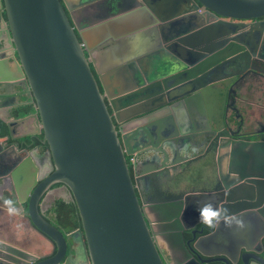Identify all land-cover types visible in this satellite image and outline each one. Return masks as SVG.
<instances>
[{"label":"water","instance_id":"1","mask_svg":"<svg viewBox=\"0 0 264 264\" xmlns=\"http://www.w3.org/2000/svg\"><path fill=\"white\" fill-rule=\"evenodd\" d=\"M90 8L100 12L93 20ZM140 11L148 21L128 35L154 41L146 53L118 59L112 70L129 68L132 82L111 91L110 71L98 68L94 54L117 40L90 44L85 34ZM261 17L264 0H0V107L12 117L2 120L12 132L31 118L34 129L22 136L42 133L47 145L41 154L24 150L26 160L12 164L11 175L25 195L19 203L28 198L27 222L53 244L39 260L0 237V264H264V139L238 138L243 121L232 120L234 108L226 105L240 95L233 85L241 72H232L247 64L244 56H255L242 37L248 28H264ZM143 59L149 68L140 74ZM221 96L223 130L212 127L208 139V123L218 116L207 119L197 103L218 104ZM29 103L33 112L19 117ZM8 152L0 143V153ZM142 154L146 165L137 169ZM208 154L213 188L163 186ZM126 156L135 159L134 179ZM158 169L169 174L160 184L167 193L146 198L141 180ZM56 183L74 197L81 221L75 231L65 233L39 210ZM96 198L101 209L92 205ZM208 203L245 226L221 222L185 242L184 230L200 222V207ZM224 230L234 235H222L231 251L203 249ZM77 234L82 256L73 247Z\"/></svg>","mask_w":264,"mask_h":264},{"label":"flooded vegetation","instance_id":"2","mask_svg":"<svg viewBox=\"0 0 264 264\" xmlns=\"http://www.w3.org/2000/svg\"><path fill=\"white\" fill-rule=\"evenodd\" d=\"M259 19H264V17H261ZM262 28H260V26H257L252 30H249V28L246 30L247 33L242 38L246 42L245 45L247 44V47H249L250 50L255 53V56L250 57L249 59L247 56H244L243 60L246 59L247 64H245L244 66L242 65V67H237V70H234L232 72V74L234 75L241 72L236 77V80L234 81V85H233V88L237 91V93L239 92L240 94L238 99L230 98L226 100V105H228L229 109L231 110L232 108H234V110L231 112L233 117L232 120L238 119L239 121L240 120L243 121L242 129L240 130L238 138L242 137L245 139H253V140L264 139V110L263 111L260 110L261 112L259 110L256 111L255 109L249 110L247 109L248 106L247 103L244 101L251 99L252 97L250 96H254V91L252 90V88L260 89V86L264 87V77L260 74V71L263 70V67L261 66L262 62H264V28L263 29ZM231 80L232 79L227 81L226 84H221L222 89L225 88L226 90L227 85ZM13 90L16 91L15 89ZM23 100L25 99L22 97L19 98V101H23ZM222 100L223 99L221 96V98L218 100L219 109H218V120H216V123L217 124L220 123V125H218V128H221L223 130V127L219 120V115H221L220 108L221 105H223ZM26 106H31L32 108V103H29L27 105H22L20 107L24 109V107ZM9 111L10 110L7 107H0V120L2 122L3 120L12 119L11 115H9ZM30 111L33 112L32 109H30ZM27 113H29V111ZM22 116L24 115L19 114V117ZM28 122L33 123L31 118L26 121L16 123L14 130L12 132L9 131L7 125L3 122L2 123L3 126H5V128L7 129V133L3 135H1L2 127H0V143L4 147V149L9 150L8 153H0V237L3 238V236L5 237L8 236L9 237L8 241L23 246L28 251H31L30 246H32L34 243L37 245L38 242L40 243L41 241L44 244L42 246L43 249L45 248L44 252L42 254L35 252L37 255L42 256L38 258L39 260H41L42 258L49 256L51 254V252L53 251V244L48 239H46L45 236H43L41 233L36 231L27 222L25 216L28 213V202H27L28 198L24 200L22 203H19V200L24 199L25 195L22 193V191H20V187L15 183L14 178L11 175L12 170H10L12 164L21 161L23 162L24 160H26V155L23 154L24 150L35 149L38 154H41L42 152L47 150L46 143L43 144L42 141L43 140L42 133L22 136L23 134L28 133L29 131L34 129L32 125L25 126V124ZM206 131L210 133L207 138L212 139L211 133L213 132V130L208 129ZM215 136L223 139V137L219 136V133H216ZM207 143L208 145H210L209 144L210 141H208ZM12 146L17 151L13 150ZM183 154H188V152ZM210 155L212 154L210 153ZM210 155L208 154V156L204 160L190 163L188 166H186L185 169L182 170L181 173H179L176 176L175 178L176 180L172 182H166L167 178L169 177L167 171L163 169H158V171L153 175L141 180L142 191L144 193V196L146 198H154L155 196H158L159 191H163L167 193L165 189H160V184L162 185V183L164 182H166L163 184L164 187H169V185H172L173 188L175 187L177 191H184V192L191 190H198L202 188L203 189L213 188L216 184L214 181H211L212 172L214 171V166L211 164L210 170L205 168V165H207L206 159L209 158ZM145 158H146V154H142L140 155V157L137 158V162H138L137 169L143 168L142 166H145L141 164L139 161L140 159L145 160ZM126 159H128L130 173L132 178L134 179L135 169H133V163L135 159L132 156H126ZM184 166L185 164H182L180 168H183ZM176 171L177 169H171L170 174H174L176 173ZM208 172L210 173L209 179L205 177V174ZM198 174H199V180L195 179L196 175ZM204 181L206 182L204 183ZM43 197H45V199L44 201H41L39 203L38 205L39 210L48 220H50L54 224H55L56 214L55 212H53V208L55 204L60 200L66 203L75 202L70 189L64 186L62 183H56L52 185L49 189H47V191H45ZM6 199H12L14 202H16L18 208L20 209V211L17 214H9L7 212L6 207L3 203L4 200ZM260 219L264 221V218L260 217ZM254 223L257 226L255 231L262 234L263 231H261L260 230L261 227L256 224L257 221H255ZM15 225H17L20 228V231L23 232V234L25 235L24 238L22 237V239H19L18 236L16 237V234L14 232L13 234H11L12 232L11 230H14ZM59 228L60 230L67 233V231L64 228H62V226ZM78 228H81V226L71 231H75ZM26 229H29L30 232H28ZM214 229L215 227L209 228L203 225L201 222H198L193 228L184 230V240L185 242H188V240H191L192 238H194V240H198L201 237L210 234L212 231H214ZM199 230H202V233H199ZM32 231L36 232L35 235H37L38 237L36 238L35 241L33 240V237L29 234ZM226 232L232 235L230 232L224 230L218 235V237H215L214 240H206L204 243H207L206 246H208V249L205 247H203V249L213 250V251H221L222 249H224L227 252L231 251L230 248L228 249L225 248L227 246V242L222 241L223 240L222 235ZM232 237L234 239V235H232ZM263 238L264 235L261 237V241L263 240ZM75 239L76 242L73 245V247L76 248V250H78L80 252V255L82 256L81 254L82 250L80 246L81 244L79 241L80 238L78 234ZM233 239L231 240V242L234 241ZM68 249L70 250V246ZM221 255L217 253L215 256L222 257Z\"/></svg>","mask_w":264,"mask_h":264},{"label":"crops","instance_id":"3","mask_svg":"<svg viewBox=\"0 0 264 264\" xmlns=\"http://www.w3.org/2000/svg\"><path fill=\"white\" fill-rule=\"evenodd\" d=\"M72 1H79V0H72ZM91 9V8H90ZM88 18L90 20L95 19L100 12L98 10L92 11L89 10L88 12ZM148 21V15L145 12H136L130 15L125 16L122 19L114 20L113 22H110L109 24H105L103 27L96 28L94 30L88 31L85 36L86 39L90 44L97 43L99 41L105 40L107 38L115 39L117 40L116 44H113L111 46H108L107 48H101L100 50L96 51L95 58L98 65V68L100 70H108L109 73H106L107 75L105 77L106 84L108 88L111 91H116L119 89L124 88V86H130L132 82V72L129 68H126V70H120V72L116 71L117 69L112 70L116 66V62L120 58H124L130 54H143L146 53L152 46V43L154 41L152 36H135L131 37L132 35H128V32L145 25L144 22ZM94 28V27H93ZM122 40V41H121ZM167 56L163 54L162 59H166ZM7 65L12 66V62L8 63ZM137 70L141 74L143 71L147 70L149 68L146 60H141L140 64H137ZM255 87V86H252ZM251 87V88H252ZM264 87L260 86V89L252 88L254 91V96L249 100H244L247 103V107L257 110H264ZM247 99V98H246ZM198 106L201 108L203 112L206 113V118L208 119V115L212 118H215L218 116V104H210L207 105V103L203 100L199 101ZM263 104V105H261ZM261 112V111H260ZM210 113V114H209ZM32 122H28L25 124V126L32 125ZM220 125L217 124L214 120L209 121L208 123V129L217 128V126ZM143 162V161H142ZM145 163V162H144ZM146 165V164H143ZM143 167V166H142ZM28 232H30L29 229H26ZM11 234L13 232L16 234V237L18 236L19 239L24 238L25 235L23 232L20 231V228L15 225L14 230H11ZM33 240L35 241L37 237L36 232L29 233ZM8 235V234H7ZM3 238H7L9 240L8 236H3ZM49 243V242H48ZM44 244L40 241L36 245L35 243L30 246V250L32 252H36L39 254H42L44 252V249L42 248ZM50 245V244H47ZM48 247V246H47ZM73 261V260H72Z\"/></svg>","mask_w":264,"mask_h":264},{"label":"clouds","instance_id":"4","mask_svg":"<svg viewBox=\"0 0 264 264\" xmlns=\"http://www.w3.org/2000/svg\"><path fill=\"white\" fill-rule=\"evenodd\" d=\"M3 203L9 214H17L20 211L16 202H14L12 199H6ZM199 220L203 225L209 228L216 227L221 222L225 223L228 226H231L233 223L240 228H243L245 226L242 219L231 216L228 213L227 209L217 208L211 203L205 204L200 207Z\"/></svg>","mask_w":264,"mask_h":264},{"label":"trees","instance_id":"5","mask_svg":"<svg viewBox=\"0 0 264 264\" xmlns=\"http://www.w3.org/2000/svg\"><path fill=\"white\" fill-rule=\"evenodd\" d=\"M29 109H32L31 106L24 107V112L20 115H25ZM2 123L0 120V127H2L1 135L7 133V129ZM195 179L199 180V174L196 175ZM53 212L56 214L55 225L58 227L62 226L67 232L81 226L80 216L75 202L66 203L60 200L55 204Z\"/></svg>","mask_w":264,"mask_h":264},{"label":"bare ground","instance_id":"6","mask_svg":"<svg viewBox=\"0 0 264 264\" xmlns=\"http://www.w3.org/2000/svg\"><path fill=\"white\" fill-rule=\"evenodd\" d=\"M156 1V0H155ZM101 203L102 201H100V199L96 198V199H92V205L96 208V209H101Z\"/></svg>","mask_w":264,"mask_h":264},{"label":"rangeland","instance_id":"7","mask_svg":"<svg viewBox=\"0 0 264 264\" xmlns=\"http://www.w3.org/2000/svg\"><path fill=\"white\" fill-rule=\"evenodd\" d=\"M247 109H249V110H250L251 108H248V107H247ZM249 110H248V111H249Z\"/></svg>","mask_w":264,"mask_h":264}]
</instances>
